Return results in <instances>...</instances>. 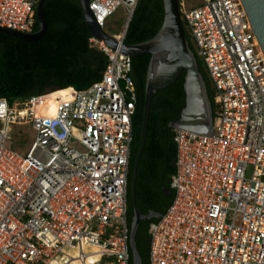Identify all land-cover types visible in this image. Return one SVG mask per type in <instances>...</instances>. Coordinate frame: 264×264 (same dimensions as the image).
<instances>
[{
    "label": "built area",
    "instance_id": "1",
    "mask_svg": "<svg viewBox=\"0 0 264 264\" xmlns=\"http://www.w3.org/2000/svg\"><path fill=\"white\" fill-rule=\"evenodd\" d=\"M38 0H0V27L29 33ZM137 0H88L109 47L86 87L0 97V264H129L126 191L135 90L120 43ZM213 92L211 133L173 129L172 198L148 224V264H264V56L240 0L178 1ZM18 139L7 148L10 127ZM24 147L22 153L16 148Z\"/></svg>",
    "mask_w": 264,
    "mask_h": 264
},
{
    "label": "trees",
    "instance_id": "2",
    "mask_svg": "<svg viewBox=\"0 0 264 264\" xmlns=\"http://www.w3.org/2000/svg\"><path fill=\"white\" fill-rule=\"evenodd\" d=\"M179 1V0H178ZM41 11L45 28L39 38L23 41L0 32V97L8 103L31 95L44 94L66 86L86 87L100 78L106 64L102 51L87 45L86 30L79 0H43ZM161 0H137L126 25L122 42L133 44L149 39L162 19ZM38 26L34 20L32 31ZM187 45L195 58L204 82L206 95L214 116L213 92L200 58L196 55L186 31ZM149 55L130 57L129 75L134 83L135 103L132 116V140L129 148L126 191L127 234L132 216L129 180L133 158L139 145L144 79ZM183 70L167 87L151 97L146 119L145 138L136 163L133 199L142 214L149 209L163 213L172 198L169 178L173 171L175 145L173 129L167 126L178 118L184 104ZM169 194L164 195L162 188ZM155 218L139 220L133 235L141 264H148V224ZM129 264L130 253H129Z\"/></svg>",
    "mask_w": 264,
    "mask_h": 264
},
{
    "label": "water",
    "instance_id": "3",
    "mask_svg": "<svg viewBox=\"0 0 264 264\" xmlns=\"http://www.w3.org/2000/svg\"><path fill=\"white\" fill-rule=\"evenodd\" d=\"M88 0H79L83 21L89 35L101 39L111 48L117 44L116 40L104 33L94 23L87 8ZM251 30L257 44L264 56V0H240ZM43 0H38L35 6V21L38 26L36 31L20 33L0 27V32L6 33L23 41L36 40L45 28V20L41 11ZM162 19L152 37L133 44L120 43V51L129 57L149 55L142 103V117L140 123L139 145L132 162L129 180V200L132 216L128 229V248L131 264H141L140 257L135 249L133 235L139 220L144 218H158L160 213L148 212L142 215L133 199V182L136 163L145 138L146 119L151 97L157 90L170 85L183 70L182 89L184 104L179 111L178 118L170 121L167 126L172 129L186 130L196 134H209L212 127L210 103L206 95L204 82L197 70L193 53L187 45L183 26L179 16L178 0H161ZM164 195L168 191L161 189Z\"/></svg>",
    "mask_w": 264,
    "mask_h": 264
},
{
    "label": "rangeland",
    "instance_id": "4",
    "mask_svg": "<svg viewBox=\"0 0 264 264\" xmlns=\"http://www.w3.org/2000/svg\"><path fill=\"white\" fill-rule=\"evenodd\" d=\"M182 2V5L184 7H188V6H194L197 3L200 2V0H179ZM124 16H125V12L122 8L118 7L116 8V10L113 12V14L108 18L105 26H104V32L111 34V33H115L117 32L123 25L124 22ZM20 130H25V138L26 140H30L32 138V132L30 130H26L24 129V127H19V126H11L10 127V131L12 133H10V138L4 143V145L7 148H12V143L18 139V135L15 134V132L20 131ZM14 147L17 149L16 151L19 153H22L24 150V147H22L21 149H19V147H16V145H14Z\"/></svg>",
    "mask_w": 264,
    "mask_h": 264
},
{
    "label": "flooded vegetation",
    "instance_id": "5",
    "mask_svg": "<svg viewBox=\"0 0 264 264\" xmlns=\"http://www.w3.org/2000/svg\"><path fill=\"white\" fill-rule=\"evenodd\" d=\"M38 38H39V37H38ZM168 194H169V192H168ZM168 194H167V195H168ZM148 212L158 213L159 210H157V209H149L146 213H144V214L141 213V214H142V215H145V214H147ZM150 218H152V217L141 219V221H144V220H146V219H150Z\"/></svg>",
    "mask_w": 264,
    "mask_h": 264
},
{
    "label": "snow or ice",
    "instance_id": "6",
    "mask_svg": "<svg viewBox=\"0 0 264 264\" xmlns=\"http://www.w3.org/2000/svg\"><path fill=\"white\" fill-rule=\"evenodd\" d=\"M2 107H3V106H2V105H0V110H2Z\"/></svg>",
    "mask_w": 264,
    "mask_h": 264
}]
</instances>
